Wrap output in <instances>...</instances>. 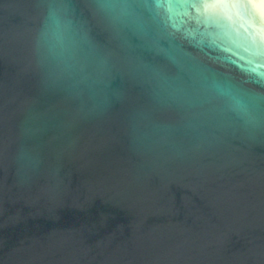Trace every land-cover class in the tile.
<instances>
[{
  "label": "water",
  "instance_id": "obj_1",
  "mask_svg": "<svg viewBox=\"0 0 264 264\" xmlns=\"http://www.w3.org/2000/svg\"><path fill=\"white\" fill-rule=\"evenodd\" d=\"M102 2L69 0L85 44L53 75L30 55L40 0H0V264H264V130L208 85L264 86L152 0Z\"/></svg>",
  "mask_w": 264,
  "mask_h": 264
},
{
  "label": "clouds",
  "instance_id": "obj_2",
  "mask_svg": "<svg viewBox=\"0 0 264 264\" xmlns=\"http://www.w3.org/2000/svg\"><path fill=\"white\" fill-rule=\"evenodd\" d=\"M100 7L123 12L124 5L103 0ZM152 14L168 34L204 52L220 65H239L247 82L264 86V0H238L220 6L214 0H152ZM85 37L69 0H40L38 26L31 39L33 67L55 74L72 67L82 53ZM210 89L255 131L264 130V93L241 90L228 80L213 79Z\"/></svg>",
  "mask_w": 264,
  "mask_h": 264
}]
</instances>
